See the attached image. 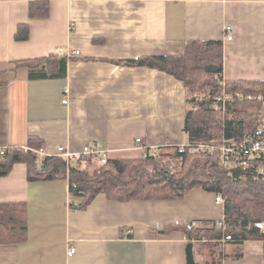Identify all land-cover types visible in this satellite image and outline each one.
I'll list each match as a JSON object with an SVG mask.
<instances>
[{"label":"crops","instance_id":"crops-1","mask_svg":"<svg viewBox=\"0 0 264 264\" xmlns=\"http://www.w3.org/2000/svg\"><path fill=\"white\" fill-rule=\"evenodd\" d=\"M35 2L49 4L48 17L29 18ZM22 24L30 35L18 42ZM190 41L223 43L224 82L264 81V0H0V153L26 148L32 136L51 156L100 143L108 157L131 159L143 147L188 143L182 82L127 63L181 56ZM51 55L67 61L64 77H45L47 61L32 63ZM262 115L264 131V107ZM6 203L27 204V237L0 244V264H187V226L224 219L216 194L199 188L183 200L120 203L101 194L79 209L67 177L30 182L23 163L0 177ZM220 252L222 264H264L261 240L194 248L199 264Z\"/></svg>","mask_w":264,"mask_h":264},{"label":"trees","instance_id":"trees-1","mask_svg":"<svg viewBox=\"0 0 264 264\" xmlns=\"http://www.w3.org/2000/svg\"><path fill=\"white\" fill-rule=\"evenodd\" d=\"M49 10L47 2L31 3L29 18L44 19L49 16ZM29 35V25L22 24L15 39L24 42ZM223 51L221 41H190L181 56L147 57L127 63L165 72L182 82L187 90L184 131L188 134L189 144L221 146L240 143L249 135L253 139H264V81L224 82ZM43 61L48 63L45 77L66 75L65 59L51 55L32 63ZM222 92L239 94L243 98H234L227 104L226 111L220 112L215 103ZM249 97L251 99H247ZM44 145L41 138L32 136L27 151L25 148L7 149L0 163V177L9 175L18 163L27 165L30 182L67 177L71 197L79 200V209L89 206L101 194L120 203L183 200L192 190L199 188L225 200V229L211 227L212 224L199 230L187 226L188 244L192 243L196 251L199 241L218 242L226 235L233 238L232 242L264 241V234L256 229L248 230L250 225L264 223V171H259L256 164L247 171H228L220 164L219 151L207 156L191 154L189 150L179 153L174 148V151L161 150L157 154L147 148L146 156L131 159L108 157L105 164L88 161L67 176L65 164L58 158H45L44 169L37 167L36 151L44 149ZM171 159L178 162L173 173L164 166ZM27 219L26 203L0 204V244L24 242ZM222 258L221 252L215 254L211 263L222 264Z\"/></svg>","mask_w":264,"mask_h":264},{"label":"built area","instance_id":"built-area-1","mask_svg":"<svg viewBox=\"0 0 264 264\" xmlns=\"http://www.w3.org/2000/svg\"><path fill=\"white\" fill-rule=\"evenodd\" d=\"M232 31L230 27L226 28V36H228L229 41H232ZM58 53L60 56L65 57L71 60L73 57L80 56V52H67L63 49H59ZM241 95H227L223 92L222 96H220L216 103H222L220 111H224L226 104L231 102L234 98H240ZM247 99H251L250 97ZM64 104H68V100L65 99L63 101ZM138 143H141V140H137ZM179 153H185L186 150H189L191 154L197 155H207L211 156L215 152H220V164L228 171H233L235 169H240L243 171H247L250 168L254 167V165H258L259 171H264V140L253 139V138H245L240 143H232L225 145H212V144H203L198 143L195 144H182L175 147ZM27 151L28 148H25ZM144 155L147 152V147H143ZM6 151V150H5ZM5 151H2L0 154L3 157L5 155ZM38 155V163L37 167L42 170L44 169V160L45 158H58L61 159L65 164L66 174L69 176L73 169L80 168L84 163L88 161H97L99 163L105 164L108 158V150L103 149L100 143L89 144L83 148V150L75 152L71 151L66 147H59L58 153L55 156L48 155L44 149L36 151ZM146 156V155H145ZM175 162L171 161L166 164H171L170 168L172 169L175 165ZM216 202L218 204L225 205V200L220 196H216ZM211 227L216 226L217 228L225 229V221L224 219L214 224L211 223ZM258 230L260 233L264 234V223H256L254 225H250L248 230ZM226 242L233 241V238L229 235L224 236L223 238ZM75 249L71 248L68 251V255L72 256L75 253Z\"/></svg>","mask_w":264,"mask_h":264},{"label":"rangeland","instance_id":"rangeland-1","mask_svg":"<svg viewBox=\"0 0 264 264\" xmlns=\"http://www.w3.org/2000/svg\"><path fill=\"white\" fill-rule=\"evenodd\" d=\"M222 94H223V92H222ZM230 95H231V94H230ZM221 96H222V95H221ZM240 98H243V96L241 95ZM228 103H229V102H228ZM228 103H227V104H228ZM215 104L217 105V108H220V107L222 106V103H220V102H219V103H215ZM227 104H226V107H225V110H224V111H226ZM217 108H216V109H217ZM217 110L220 111V109H217ZM224 111H220V112H224ZM188 143H189V142H188ZM186 144H187V143H186ZM168 149H171V150H168ZM173 149H174V148H165V149H163V151H165V150H166V151H174ZM150 151H153V150L150 149ZM156 153L158 154L159 151L156 152ZM144 156H145V155H144ZM171 161L175 162V163H174L175 166H174L172 169L170 168V165H171V164H166V163H169V162H171ZM97 163H98V162H97ZM164 166H165V169H166V170H168L169 172H172V173H173V172H175V171L177 170V168H178V162H177L176 160L171 159V160H169V161H166V162L164 163ZM191 227H192V228H197V224L194 223V224L191 225ZM205 227H208V225L205 226Z\"/></svg>","mask_w":264,"mask_h":264},{"label":"water","instance_id":"water-1","mask_svg":"<svg viewBox=\"0 0 264 264\" xmlns=\"http://www.w3.org/2000/svg\"><path fill=\"white\" fill-rule=\"evenodd\" d=\"M253 136L249 135L247 138H252ZM186 262L187 264H198L195 259V254H194V245L192 243H189L187 245L186 249Z\"/></svg>","mask_w":264,"mask_h":264}]
</instances>
